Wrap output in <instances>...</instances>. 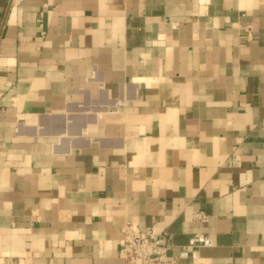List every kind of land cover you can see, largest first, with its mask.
Listing matches in <instances>:
<instances>
[{
  "label": "crops",
  "instance_id": "crops-1",
  "mask_svg": "<svg viewBox=\"0 0 264 264\" xmlns=\"http://www.w3.org/2000/svg\"><path fill=\"white\" fill-rule=\"evenodd\" d=\"M126 221L264 264V0H0V264H121Z\"/></svg>",
  "mask_w": 264,
  "mask_h": 264
},
{
  "label": "built area",
  "instance_id": "built-area-1",
  "mask_svg": "<svg viewBox=\"0 0 264 264\" xmlns=\"http://www.w3.org/2000/svg\"><path fill=\"white\" fill-rule=\"evenodd\" d=\"M193 219L206 222L208 215L202 211L193 214ZM119 258L121 264H176L178 260L193 259L200 246L210 244V239L202 234L189 238L186 244H174L171 235L165 230H157L153 221L140 230L126 221L121 228ZM4 264H15L6 259Z\"/></svg>",
  "mask_w": 264,
  "mask_h": 264
}]
</instances>
